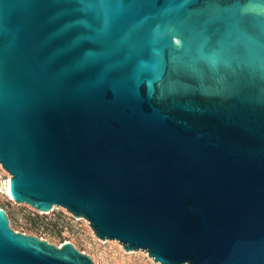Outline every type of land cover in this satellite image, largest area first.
I'll return each mask as SVG.
<instances>
[{
    "label": "water",
    "instance_id": "water-1",
    "mask_svg": "<svg viewBox=\"0 0 264 264\" xmlns=\"http://www.w3.org/2000/svg\"><path fill=\"white\" fill-rule=\"evenodd\" d=\"M0 166L159 264H264V0H0ZM7 217L0 264H93Z\"/></svg>",
    "mask_w": 264,
    "mask_h": 264
},
{
    "label": "rangeland",
    "instance_id": "rangeland-1",
    "mask_svg": "<svg viewBox=\"0 0 264 264\" xmlns=\"http://www.w3.org/2000/svg\"><path fill=\"white\" fill-rule=\"evenodd\" d=\"M8 178L9 174L0 166V208L8 211V226L12 230L35 235L54 245L69 241L93 264H159L145 250L125 251L114 239L97 238L85 218L74 217L59 206L37 212L27 204L14 202L6 191Z\"/></svg>",
    "mask_w": 264,
    "mask_h": 264
},
{
    "label": "bare ground",
    "instance_id": "bare-ground-1",
    "mask_svg": "<svg viewBox=\"0 0 264 264\" xmlns=\"http://www.w3.org/2000/svg\"><path fill=\"white\" fill-rule=\"evenodd\" d=\"M6 191H7V194H9L8 193V180L6 181ZM154 263V262H153Z\"/></svg>",
    "mask_w": 264,
    "mask_h": 264
}]
</instances>
